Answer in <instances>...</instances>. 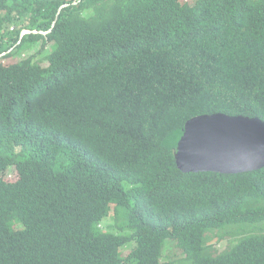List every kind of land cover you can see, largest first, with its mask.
Listing matches in <instances>:
<instances>
[{"label":"trees","instance_id":"16d2710c","mask_svg":"<svg viewBox=\"0 0 264 264\" xmlns=\"http://www.w3.org/2000/svg\"><path fill=\"white\" fill-rule=\"evenodd\" d=\"M2 54L0 264H264V167L175 159L195 117L264 122V0H0Z\"/></svg>","mask_w":264,"mask_h":264},{"label":"water","instance_id":"95a60500","mask_svg":"<svg viewBox=\"0 0 264 264\" xmlns=\"http://www.w3.org/2000/svg\"><path fill=\"white\" fill-rule=\"evenodd\" d=\"M175 154L185 173L251 172L264 167V122L213 114L195 117L184 128Z\"/></svg>","mask_w":264,"mask_h":264},{"label":"rangeland","instance_id":"374dc122","mask_svg":"<svg viewBox=\"0 0 264 264\" xmlns=\"http://www.w3.org/2000/svg\"><path fill=\"white\" fill-rule=\"evenodd\" d=\"M184 2L187 3H191L192 0H183ZM12 30V27H10V31ZM35 51H32L31 54H34ZM48 55V48H46L45 50H43V52L39 55H36V61L41 62L42 64H46L45 61H43V59ZM5 177L8 180H15L16 178V172L15 171H7ZM256 226H264V221L262 223H259ZM169 243V241H167V244ZM228 249V248H227ZM129 250V249H128ZM127 250V251H128ZM225 249H221V251H223ZM181 255L179 253V251L177 250V248L174 246V244L169 243L166 247H165V251H164V255H163V259L164 261H172L174 259L180 258Z\"/></svg>","mask_w":264,"mask_h":264},{"label":"clouds","instance_id":"9594fccd","mask_svg":"<svg viewBox=\"0 0 264 264\" xmlns=\"http://www.w3.org/2000/svg\"><path fill=\"white\" fill-rule=\"evenodd\" d=\"M27 33H29V32H28V31H23V35H24V34H27ZM3 55H4V54L0 55V57L3 56ZM176 152H177V151H176ZM10 170H11V171H14L15 169H14L13 167H11V168L8 170V172H9ZM15 172H16V171H15ZM5 174H6V173H5ZM16 175H17V173H16ZM5 178H6V177H5ZM6 179H7V178H6ZM10 181H11V180H10ZM13 181H14V180H13Z\"/></svg>","mask_w":264,"mask_h":264}]
</instances>
